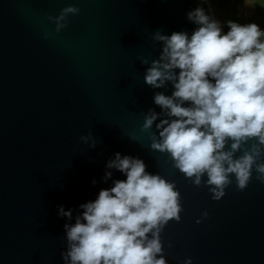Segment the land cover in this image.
Instances as JSON below:
<instances>
[{"label": "water", "instance_id": "1", "mask_svg": "<svg viewBox=\"0 0 264 264\" xmlns=\"http://www.w3.org/2000/svg\"><path fill=\"white\" fill-rule=\"evenodd\" d=\"M0 264H264V64L204 0H0Z\"/></svg>", "mask_w": 264, "mask_h": 264}, {"label": "trees", "instance_id": "2", "mask_svg": "<svg viewBox=\"0 0 264 264\" xmlns=\"http://www.w3.org/2000/svg\"><path fill=\"white\" fill-rule=\"evenodd\" d=\"M236 16L231 14L230 19L221 20L225 39L233 47L235 52L242 53L247 58H255L264 61V3L263 0H255L253 11L249 16L251 30L248 36L241 33Z\"/></svg>", "mask_w": 264, "mask_h": 264}, {"label": "rangeland", "instance_id": "3", "mask_svg": "<svg viewBox=\"0 0 264 264\" xmlns=\"http://www.w3.org/2000/svg\"><path fill=\"white\" fill-rule=\"evenodd\" d=\"M204 2L210 11L213 22L217 25L219 31L223 36V39L226 42L227 40L225 39V34L221 26V20L230 19L229 16L231 14L236 15L234 16L235 18L232 20H238L239 28H242L241 33L245 36H248L249 31L251 30V25H249V16L252 14L253 3L255 2V0H204ZM257 61L261 64H264V61L262 60Z\"/></svg>", "mask_w": 264, "mask_h": 264}, {"label": "flooded vegetation", "instance_id": "4", "mask_svg": "<svg viewBox=\"0 0 264 264\" xmlns=\"http://www.w3.org/2000/svg\"><path fill=\"white\" fill-rule=\"evenodd\" d=\"M244 73H245V72H244ZM247 73H248V72H247ZM247 73H246V74H247Z\"/></svg>", "mask_w": 264, "mask_h": 264}]
</instances>
